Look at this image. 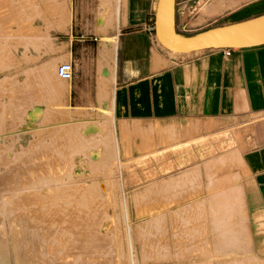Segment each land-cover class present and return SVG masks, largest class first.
Returning a JSON list of instances; mask_svg holds the SVG:
<instances>
[{"label":"rangeland","instance_id":"374dc122","mask_svg":"<svg viewBox=\"0 0 264 264\" xmlns=\"http://www.w3.org/2000/svg\"><path fill=\"white\" fill-rule=\"evenodd\" d=\"M175 1L190 37L253 0ZM125 18L126 0H0V264H264L241 155L264 114L114 121ZM149 18L163 54H199L163 48Z\"/></svg>","mask_w":264,"mask_h":264},{"label":"crops","instance_id":"0c3cea01","mask_svg":"<svg viewBox=\"0 0 264 264\" xmlns=\"http://www.w3.org/2000/svg\"><path fill=\"white\" fill-rule=\"evenodd\" d=\"M155 8L156 0H126V24L117 33L121 40L111 99L114 121L161 125L199 120L187 124L205 129L218 125L217 118L264 114V45L232 49L228 56L222 50H206L170 58L142 28L147 15L149 21L154 19ZM263 14L264 0H253L220 19L227 20L226 26ZM65 44L64 54L53 60L67 55ZM241 155L249 177L248 210L253 223L264 226V144ZM259 249L264 252V238Z\"/></svg>","mask_w":264,"mask_h":264},{"label":"water","instance_id":"95a60500","mask_svg":"<svg viewBox=\"0 0 264 264\" xmlns=\"http://www.w3.org/2000/svg\"><path fill=\"white\" fill-rule=\"evenodd\" d=\"M175 0H157L153 30L156 40L172 53L246 49L264 45V14L231 25L183 37L175 31Z\"/></svg>","mask_w":264,"mask_h":264},{"label":"built area","instance_id":"2783aa9c","mask_svg":"<svg viewBox=\"0 0 264 264\" xmlns=\"http://www.w3.org/2000/svg\"><path fill=\"white\" fill-rule=\"evenodd\" d=\"M178 3L175 1L174 4V9H175V14H179V8H178ZM153 29V25H152ZM153 38L154 35H153ZM232 49H223L222 52L224 56H228L230 54ZM56 77L62 81V82H71L73 80V75H74V65L72 62H62L57 65L56 70H55Z\"/></svg>","mask_w":264,"mask_h":264},{"label":"bare ground","instance_id":"6f19581e","mask_svg":"<svg viewBox=\"0 0 264 264\" xmlns=\"http://www.w3.org/2000/svg\"><path fill=\"white\" fill-rule=\"evenodd\" d=\"M170 52V51H169ZM195 52H199V51H195ZM172 53V52H171ZM173 54H187V53H173Z\"/></svg>","mask_w":264,"mask_h":264}]
</instances>
